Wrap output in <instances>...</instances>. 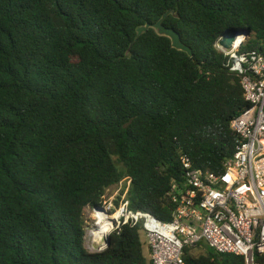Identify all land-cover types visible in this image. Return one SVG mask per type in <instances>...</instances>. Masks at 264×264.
I'll use <instances>...</instances> for the list:
<instances>
[{
  "label": "trees",
  "instance_id": "obj_1",
  "mask_svg": "<svg viewBox=\"0 0 264 264\" xmlns=\"http://www.w3.org/2000/svg\"><path fill=\"white\" fill-rule=\"evenodd\" d=\"M169 10L193 57L137 38ZM230 32L264 53V0H0V264H152L140 227L88 251L85 210L131 178V208L171 221L185 159L224 172L249 106L216 49ZM185 260L245 264L208 245Z\"/></svg>",
  "mask_w": 264,
  "mask_h": 264
},
{
  "label": "built area",
  "instance_id": "obj_2",
  "mask_svg": "<svg viewBox=\"0 0 264 264\" xmlns=\"http://www.w3.org/2000/svg\"><path fill=\"white\" fill-rule=\"evenodd\" d=\"M243 36L230 32L216 44L231 72L239 76L249 104L232 122L239 143L224 172L203 171L185 159V178L170 192L175 206L171 221L133 210L132 179H123L92 209L96 221L85 237L88 251L107 249L105 244L94 247L100 230L108 229L99 233L100 239H106L124 226H133L142 229L152 264H187L185 250L202 245L218 254L243 257L245 264H264L260 261L264 258V53L243 51L247 42Z\"/></svg>",
  "mask_w": 264,
  "mask_h": 264
},
{
  "label": "water",
  "instance_id": "obj_3",
  "mask_svg": "<svg viewBox=\"0 0 264 264\" xmlns=\"http://www.w3.org/2000/svg\"><path fill=\"white\" fill-rule=\"evenodd\" d=\"M175 15V12L173 10H169L166 12L163 17L156 23V24H147L146 26L139 27L137 29V38H139L141 35L146 33L149 29L156 30L157 34L159 36L167 37L171 40L173 48L183 51L187 53L190 57H193V51L191 48H189L187 45H185L182 42L181 35L173 28H168L164 25L165 20L170 16ZM250 33L244 34V39L249 38ZM235 40V36H231L228 38V45L229 47L232 46L233 42ZM111 237H108L106 239H100L99 242L96 241L94 243L95 249H99L100 245L105 244L108 248L110 246Z\"/></svg>",
  "mask_w": 264,
  "mask_h": 264
},
{
  "label": "rangeland",
  "instance_id": "obj_4",
  "mask_svg": "<svg viewBox=\"0 0 264 264\" xmlns=\"http://www.w3.org/2000/svg\"><path fill=\"white\" fill-rule=\"evenodd\" d=\"M85 221H86V225H87V234H88V232L92 229V227L94 226V223L96 221V214L90 208H87L85 210ZM142 240L146 242L145 238H142ZM86 247H87V245H86ZM90 252H97V251H90ZM144 253H145V256L147 257V259L149 260L150 253H149L148 247H145ZM202 253H203V251H199V250L194 251L195 255H201Z\"/></svg>",
  "mask_w": 264,
  "mask_h": 264
},
{
  "label": "clouds",
  "instance_id": "obj_5",
  "mask_svg": "<svg viewBox=\"0 0 264 264\" xmlns=\"http://www.w3.org/2000/svg\"><path fill=\"white\" fill-rule=\"evenodd\" d=\"M103 231H108V229L107 228H105V229H103ZM100 238H101V236H100V234H97V241L99 242V240H100Z\"/></svg>",
  "mask_w": 264,
  "mask_h": 264
},
{
  "label": "bare ground",
  "instance_id": "obj_6",
  "mask_svg": "<svg viewBox=\"0 0 264 264\" xmlns=\"http://www.w3.org/2000/svg\"><path fill=\"white\" fill-rule=\"evenodd\" d=\"M99 233H104V231H103V230H100ZM99 233H98V234H99ZM96 234H97V233H96Z\"/></svg>",
  "mask_w": 264,
  "mask_h": 264
}]
</instances>
